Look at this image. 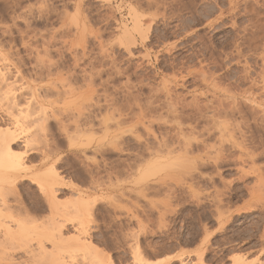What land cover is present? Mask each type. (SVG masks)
<instances>
[{"label":"rangeland","instance_id":"374dc122","mask_svg":"<svg viewBox=\"0 0 264 264\" xmlns=\"http://www.w3.org/2000/svg\"><path fill=\"white\" fill-rule=\"evenodd\" d=\"M131 9L151 26L147 39L135 35L133 55L122 45L123 35L117 29L121 23L132 27ZM0 54L19 71L22 82L46 78L49 72L41 64L48 68L54 61L52 71L63 74L67 85L82 93L70 102L72 106L59 104L67 111L63 112L65 125L53 122L48 135L35 142L30 133L22 134L15 150L26 160L29 177L11 187L5 207L31 214L35 224L31 226L39 230L56 216L50 207L65 208L71 217L65 213L63 238L70 240L87 231L119 264H135L138 245L150 263L180 259L184 264H234L237 260L264 264V0H0ZM163 82H171V99L162 91ZM212 82L221 89L217 95L227 92L235 99L234 108L215 119L200 107L214 102ZM171 103L177 112L168 108ZM78 109L83 125L79 124V133L75 132ZM142 112L152 117L144 127L136 124L138 115L144 117ZM119 114L125 117L124 123L119 128L114 124L105 137L110 141L118 132L124 141L117 148H107L104 156L95 149L85 154L81 147L87 136L82 135L85 125L94 120L90 134L101 138L106 130L98 120L113 115L121 119ZM179 122L186 138L178 134ZM154 137L174 143L178 152L185 150L183 141H191L186 146L189 153L177 152L150 167L143 158L147 160L145 148L154 146ZM36 147L40 149L29 155ZM46 147L55 153L48 165L41 157ZM52 165L64 182L55 200L40 176ZM82 205L93 207V215L80 218ZM19 230L13 228L11 240L24 238L26 232ZM31 244L37 249V241ZM45 247L49 252L60 250L55 252L57 261L98 264L95 254L88 255L71 243L58 250L52 243ZM27 255L22 250L16 257L20 262ZM53 257L46 260L55 264ZM5 263L1 258L0 264ZM35 263L45 264V260L38 258Z\"/></svg>","mask_w":264,"mask_h":264},{"label":"bare ground","instance_id":"6f19581e","mask_svg":"<svg viewBox=\"0 0 264 264\" xmlns=\"http://www.w3.org/2000/svg\"><path fill=\"white\" fill-rule=\"evenodd\" d=\"M108 1V0H107ZM249 2V1H248ZM253 2V1H252ZM165 3V2H164ZM233 3V2H232ZM163 5V4H162ZM239 5V4H238ZM236 6V5H235ZM131 7V6H130ZM154 8V7H153ZM148 10V9H147ZM225 10V9H224ZM132 17L133 18V25L132 27L129 26L128 24H122L119 25L117 27L118 31L121 33V35H123V42L122 45L125 46L126 50L128 51L129 55H133V48L135 47V44H137V40L135 35L139 34L140 36H142L145 40L146 36H148L147 31H149L151 26H148L145 22V18H142L143 15H139L136 10H132ZM228 12V11H227ZM246 12V11H245ZM156 13V12H155ZM154 13V14H155ZM168 13V12H167ZM254 13V11H253ZM166 14V13H165ZM174 14V13H173ZM129 15V14H128ZM163 15V14H162ZM230 15V14H229ZM130 16V15H129ZM144 17V16H143ZM149 17V16H148ZM147 17V18H148ZM222 17V16H221ZM227 17V16H226ZM225 17V18H226ZM237 17V16H236ZM130 18V20H131ZM151 18V17H150ZM156 18V17H155ZM164 19V18H163ZM223 19V18H221ZM152 20V19H151ZM132 21V20H131ZM148 21V20H147ZM155 21V20H154ZM181 22V21H180ZM186 23V22H184ZM213 23V22H212ZM215 23V22H214ZM151 24V23H150ZM198 25V24H197ZM236 25V24H235ZM211 27V26H210ZM182 30V29H181ZM180 30V31H181ZM200 30V29H199ZM81 32V31H80ZM252 33V32H251ZM181 34V33H180ZM157 35V34H156ZM185 35V34H184ZM197 35V34H196ZM246 35V34H245ZM162 38V37H161ZM181 38V37H180ZM147 39V38H146ZM189 39V38H188ZM238 40V39H237ZM249 40V39H248ZM143 41V40H142ZM165 41V40H164ZM145 42V41H144ZM159 42V41H158ZM172 42V41H171ZM180 43V42H179ZM234 43V42H233ZM159 45V44H158ZM175 45V44H174ZM121 46V45H120ZM165 46V45H164ZM182 46V45H181ZM246 46V45H245ZM122 47V46H121ZM237 47V46H236ZM155 48V47H154ZM175 48V46H174ZM177 48V47H176ZM258 48V47H257ZM46 49V48H45ZM158 49V48H156ZM161 49V48H160ZM183 49V48H182ZM47 50V49H46ZM159 51V50H158ZM39 52V51H38ZM45 52V51H44ZM46 53V52H45ZM50 54V53H49ZM233 54V53H232ZM253 54V53H252ZM37 55V54H36ZM200 55V54H199ZM142 56V55H141ZM157 56V55H156ZM241 56V55H240ZM169 57V56H168ZM227 57V56H226ZM253 57V56H252ZM143 58V56L141 57ZM173 58V57H172ZM240 58V57H239ZM249 58V57H248ZM263 58V57H262ZM148 59V58H147ZM198 59V58H197ZM225 59V58H224ZM38 60V59H37ZM243 60V59H242ZM39 61V60H38ZM48 61V60H47ZM185 61V60H184ZM214 61V60H213ZM227 61V60H226ZM246 61V60H245ZM264 61V60H263ZM41 62V61H40ZM39 62V63H40ZM54 62V61H53ZM52 62V63H53ZM51 63V64H52ZM204 63V62H203ZM231 63V62H230ZM248 63V62H247ZM45 64V63H44ZM44 64H41L43 66V68L47 69L49 72L48 75H46V78L43 77H37V78H30V80H28L27 82H22L23 80H20V76H19V71L15 70L14 67L11 66V64L9 63L8 59L3 55L0 54V259L2 258L3 261H6L5 264H36L35 262L37 261L38 258H40L41 260H45V264L46 261L49 262L48 259L49 257H53L52 263L53 261H55V264H74V261H65V260H56L59 259L56 255V253L59 251H55V252H49L45 245L46 243H52L55 247V250H58L61 248V245H65L68 243L73 244L75 247L79 248V250H85L84 252H89L88 255L90 254V252L94 255L95 257L98 259V264H119L115 258L110 254L107 253L104 249L100 248L97 246V244L95 243L94 239L92 238V236L84 230L82 233L78 234V236L70 239V240H66V238H63V232L66 229V222L67 220L65 219V215L66 217L67 214V209L65 211V208L63 209L62 207H50L53 211H55L56 216H54L51 219V223H49L48 225H45L46 227L43 228V230H39L36 229L37 225L35 228H33L32 226H34L35 224H32L33 221L32 220V216L31 214L25 213L24 214H17L15 212V210L12 209V207H5L6 203H7V194H9L10 192H12L11 187L13 186V188L15 187L16 182L21 179V180H25L27 179L29 176L28 172V168L27 165L25 164V159L19 155V153H17V150H15V146L17 145L18 142H20L21 138L23 137V133L28 134L30 133V136L32 138H34V142L35 139L38 141L39 139L45 137L46 135H48V131L51 129L53 122H58L61 125L64 124V113L65 112V107L63 108V110H61V108H59V104L62 105V103L64 102L65 104L63 106H68L71 105V103L75 102L76 100H74L75 98H77V96L80 97V93L79 91H77L76 89H73L72 84L69 82V84H71V86L67 85L66 79L64 77L63 74L59 73H55L52 71L51 68V64H49L50 66L47 65L45 66ZM216 64V63H215ZM140 65V64H139ZM186 65V64H185ZM196 65V64H194ZM246 65V64H245ZM258 65V64H257ZM141 66V65H140ZM139 66V67H140ZM193 66V64H192ZM264 66V65H263ZM38 67V66H36ZM41 67V66H40ZM142 67V66H141ZM185 67V66H184ZM247 67H250L249 65ZM209 68V67H208ZM242 68V67H241ZM245 68V67H244ZM264 68V67H263ZM45 69V70H46ZM175 70V69H174ZM183 70V69H182ZM186 70V69H185ZM247 70V69H246ZM252 70V69H251ZM63 71V70H62ZM196 71V70H195ZM216 71V70H215ZM254 71V70H253ZM46 72V73H47ZM172 72V71H171ZM191 72V71H190ZM260 72V71H259ZM263 72V71H262ZM261 72V73H262ZM178 73V72H177ZM228 73V72H227ZM247 73V72H246ZM245 74V73H244ZM260 74V73H259ZM26 75V74H25ZM247 75V74H245ZM258 75V74H257ZM261 75V74H260ZM37 76V75H36ZM191 76V75H190ZM196 76V75H195ZM210 76V75H209ZM67 77V76H66ZM93 77V76H92ZM203 77V76H202ZM249 77V76H248ZM251 77V75H250ZM263 77V75H262ZM261 77V78H262ZM181 78V77H180ZM198 78V77H197ZM200 78V77H199ZM245 78V77H244ZM163 79V77H162ZM201 79V78H200ZM204 79V77H203ZM211 79V78H210ZM264 79V78H263ZM164 80V79H163ZM181 80V79H180ZM184 80V79H183ZM196 80V79H195ZM202 80V79H201ZM206 80V79H205ZM213 80V79H212ZM222 80V79H221ZM169 81V80H168ZM207 81V80H206ZM255 81V80H254ZM261 81V80H260ZM263 81V80H262ZM91 82V81H90ZM158 82V81H157ZM166 82V81H164ZM164 85V88L162 91H165V96L167 98L172 97L173 93L170 89V86L168 87V85ZM208 82V81H207ZM256 82V81H255ZM92 83V82H91ZM167 83V82H166ZM218 83V82H217ZM215 82H212L210 84H213L212 90L214 91L213 93L214 95V102L211 103L209 102V104L204 103L203 101V105L204 106H200L201 108L203 107V109L207 114H211L214 119L216 117L217 114H221V112L229 109V108H234L232 105L235 106V99L233 100L232 97L230 96H226L224 95H217V91L219 92L220 87L218 86V84ZM160 84H162L160 82ZM255 84V83H254ZM90 85V84H89ZM92 86L94 84H91ZM206 85V84H205ZM258 85V84H257ZM90 86V87H92ZM158 86V85H157ZM238 86V85H236ZM235 86V87H236ZM94 87V86H93ZM96 87V86H95ZM160 87V86H159ZM172 87V86H171ZM174 87V85H173ZM199 87V86H198ZM222 87V86H221ZM228 87V86H226ZM240 87V86H239ZM259 87V86H258ZM89 88V87H88ZM237 88V87H236ZM82 89V88H81ZM225 89V88H224ZM84 90V89H83ZM153 90V89H152ZM207 90V89H206ZM205 90V91H206ZM232 90V89H231ZM94 91V90H93ZM158 91L162 92L161 89ZM157 91V92H158ZM240 91V90H239ZM85 92V91H84ZM159 92V93H160ZM162 92V94H163ZM229 92V91H228ZM234 92V90L232 91ZM231 92V93H232ZM263 92V91H262ZM91 93V91L89 92V94ZM224 93V92H223ZM222 93V94H223ZM236 93V91H235ZM239 93V92H238ZM237 93V94H238ZM93 94V93H92ZM177 94V92H176ZM211 94V93H210ZM230 94V93H229ZM244 94V93H243ZM91 95V94H90ZM156 95V94H155ZM164 95V94H163ZM180 95H182V93H180ZM189 95V94H188ZM246 95V94H245ZM157 96V95H156ZM195 96V93H194ZM235 96V95H234ZM163 97V96H162ZM201 97V96H200ZM199 97V98H200ZM213 97V96H212ZM83 98V97H82ZM152 98V97H151ZM155 98V97H154ZM165 98V97H164ZM183 98V97H182ZM193 98V97H192ZM100 99V98H99ZM157 99V98H156ZM155 99V100H156ZM166 99V98H165ZM174 98H172L173 100ZM177 99V98H176ZM175 99V100H176ZM195 99V98H194ZM232 99V100H231ZM151 100V99H150ZM159 100V99H158ZM162 100V99H161ZM167 100V99H166ZM169 100V99H168ZM171 100V101H172ZM181 100V99H180ZM193 100V99H192ZM197 100V99H196ZM241 100V99H240ZM250 102H252L255 99H247ZM67 101H69L67 103ZM152 101V100H151ZM183 101V100H182ZM189 101V100H188ZM199 101V100H198ZM232 101V102H231ZM243 101V100H242ZM71 102V103H70ZM153 102V101H152ZM168 102V101H167ZM170 102V101H169ZM192 102V101H191ZM151 103V102H150ZM174 105L176 104V106L178 105L177 102H173ZM173 103H171V105L168 107L169 109H173V111H176V107H173ZM180 103V102H179ZM190 103V102H189ZM193 103V102H192ZM196 103V102H194ZM233 103V104H232ZM248 103V102H247ZM245 103V104H247ZM253 103L255 104L256 102L253 101ZM67 104V105H66ZM90 104V103H89ZM92 104V103H91ZM94 104V103H93ZM186 104V103H185ZM184 104V105H185ZM188 104V103H187ZM199 104V103H198ZM60 105V106H61ZM73 105V104H72ZM71 105V106H72ZM112 105V104H110ZM159 105V104H158ZM169 105V103H168ZM190 105V104H189ZM194 105V104H193ZM202 105V104H201ZM248 105V104H247ZM251 105V104H250ZM79 106V105H78ZM85 106V105H84ZM89 106V105H88ZM95 106V105H94ZM99 106V105H98ZM197 106V104H196ZM199 106V105H198ZM258 106V105H257ZM77 107V106H76ZM101 107V106H100ZM151 107V106H150ZM158 107V106H157ZM244 107V106H243ZM253 107V106H252ZM256 107V106H255ZM88 108V107H86ZM93 108V107H92ZM159 108V107H158ZM157 108V109H158ZM242 108V107H241ZM251 108V107H250ZM82 109V108H81ZM80 109V110H81ZM100 109V108H99ZM102 109V108H101ZM104 109V108H103ZM108 109V108H107ZM162 109V107H161ZM178 109V108H177ZM79 110V109H78ZM79 110V112H80ZM87 110V109H86ZM91 110V108H90ZM89 110V111H90ZM117 110V109H116ZM119 110V109H118ZM121 110V109H120ZM119 110V111H120ZM152 110V109H151ZM159 110V109H158ZM257 110V109H256ZM72 111V110H71ZM74 111V110H73ZM106 111V110H105ZM172 111V110H170ZM180 111V110H179ZM183 111V110H182ZM181 111V112H182ZM185 111V110H184ZM231 111V110H230ZM258 111V110H257ZM260 111V110H259ZM64 112V113H63ZM108 112V111H107ZM115 112V111H114ZM117 112V111H116ZM165 112V110H164ZM226 112V111H225ZM235 112V111H234ZM242 112V111H241ZM92 113V112H91ZM98 113V112H97ZM146 116L145 112H142V115ZM150 113V112H149ZM175 113V112H173ZM184 113V112H183ZM187 113V112H186ZM200 113V112H198ZM261 113V112H260ZM78 114V113H77ZM80 117L78 115L79 118H76L78 125H77V130H75V132H78V129L81 130V126L82 125L80 123V119H81V114L82 112L79 113ZM88 114V113H87ZM100 114V113H99ZM136 114V113H135ZM178 114V113H177ZM201 114V113H200ZM238 114V113H237ZM91 115V114H90ZM106 115V114H105ZM112 115V114H110ZM115 115V114H114ZM108 116L107 118L105 117L102 118V120H98V124L102 127L105 128L106 130V134L103 135V137L101 138H96L98 135L95 134H90L92 130H94V120L93 122L91 121L92 124H87L84 127V132H83V136H86V141L81 143V147H83L85 154L90 151V149H95L96 153L99 155H106V153L108 152L107 148H117L119 146V141L121 142L124 141L123 137H119L118 132H116L115 135H111L109 138L110 141H107L108 138L105 137L109 136V131L111 132V127L117 126V128H119L120 125H122L121 123L123 121V119H125V117L123 116H119L121 117V119L118 117L116 118V116ZM134 115V114H133ZM143 115V116H144ZM148 115V114H147ZM155 115V114H153ZM171 115V113H170ZM180 115V114H179ZM231 115V114H230ZM253 115V113H252ZM142 117L141 114L138 115V117H141L140 119L137 117L136 119L138 120V123L136 122V124H139L141 126L144 127V125H146V120H148V118L150 117L149 115L147 117ZM167 116V115H166ZM165 116V117H166ZM172 116V115H171ZM200 116V115H199ZM198 116V117H199ZM209 116V115H208ZM224 116V115H223ZM235 116V115H234ZM262 116V115H261ZM264 116V115H263ZM262 116V117H263ZM92 117V116H91ZM129 117V116H128ZM136 117V115H135ZM157 117V116H156ZM161 117V115H160ZM180 117V116H179ZM219 117V116H218ZM226 117V116H225ZM223 117V118H225ZM228 117V116H227ZM241 117V116H240ZM259 117V116H258ZM123 118V119H122ZM130 118V117H129ZM132 118V117H131ZM147 118V119H146ZM152 119V117H150ZM176 118V117H175ZM183 118V117H182ZM188 118V117H187ZM202 118V117H201ZM217 118V117H216ZM74 119V120H76ZM79 119V120H78ZM84 119V118H83ZM82 119V120H83ZM86 119V118H85ZM88 119V118H87ZM99 119V118H97ZM150 119V120H151ZM157 119V118H156ZM161 119V118H160ZM159 119V120H160ZM168 119V118H167ZM243 119V118H242ZM158 120V121H159ZM170 120V119H169ZM182 120V119H181ZM185 120V119H184ZM190 120V119H189ZM204 120V119H203ZM217 120V119H216ZM219 120V119H218ZM226 120V119H225ZM86 121V120H84ZM133 121V120H132ZM156 120H153L152 122L155 124ZM176 121V120H175ZM180 121V120H179ZM230 121V120H229ZM74 122V123H75ZM150 121L149 124L152 123ZM160 122V121H159ZM163 122V121H162ZM168 122V121H167ZM173 122V121H172ZM209 122V121H208ZM224 122V121H223ZM235 122V121H234ZM124 123V122H123ZM133 123V122H132ZM148 123V122H147ZM195 123V122H194ZM237 123V122H236ZM59 124V125H60ZM80 124V125H79ZM148 124V126H149ZM158 124V123H157ZM160 124V123H159ZM174 124V122H173ZM191 124V123H190ZM197 124V123H196ZM228 124V123H227ZM232 124V123H231ZM58 125V124H57ZM65 125V124H64ZM67 125V124H66ZM73 125V124H71ZM153 125V124H152ZM175 125V124H174ZM173 125V127H174ZM179 125V126H178ZM178 125H176V127H178L179 130V136L180 137H184L186 138L185 135V131H184V127L182 122L178 123ZM234 125V124H232ZM63 126V125H62ZM83 126V125H82ZM114 126V127H115ZM128 126V125H127ZM126 126V127H127ZM135 126V125H133ZM137 126V125H136ZM135 126V128H137ZM163 126V124H162ZM168 126H172L169 125ZM188 126V125H187ZM187 126L185 128H187ZM211 126V125H210ZM225 126V125H224ZM230 126V124L228 125ZM236 126V125H235ZM189 127V126H188ZM209 127V125H208ZM213 127V126H211ZM231 127V126H230ZM229 127V128H230ZM239 127V126H237ZM68 128V126H67ZM132 128V127H131ZM149 128V127H148ZM147 128V129H148ZM175 128V127H174ZM195 128V127H194ZM210 128V127H209ZM215 128V127H214ZM217 128V127H216ZM228 128V129H229ZM114 129V128H113ZM127 129V128H126ZM139 129V128H138ZM145 129V128H144ZM150 129V128H149ZM190 129V128H189ZM193 129V128H192ZM234 129V128H232ZM63 130V129H62ZM133 130V129H132ZM153 130V129H152ZM219 130V129H218ZM149 131V130H148ZM173 131V130H172ZM220 131V130H219ZM227 131V130H226ZM225 131V132H226ZM120 132V130H119ZM153 132V131H152ZM210 132V131H209ZM208 132V134H209ZM212 132V131H211ZM210 132V134H211ZM229 132V131H228ZM236 132V131H235ZM69 133V132H68ZM115 133V132H114ZM148 134L150 133L147 132ZM192 133V132H190ZM215 133V131H214ZM227 133V132H226ZM89 134V135H88ZM97 134V133H96ZM152 134V133H151ZM160 134V133H159ZM162 134V133H161ZM167 134V133H166ZM228 134V133H227ZM76 135V134H75ZM123 135V134H120ZM126 135V134H125ZM144 135H147L146 133ZM154 135V134H153ZM222 135V134H221ZM224 135V134H223ZM231 135V133H230ZM80 136V135H79ZM157 136V135H156ZM163 136V135H162ZM188 136V135H187ZM194 136V135H193ZM198 136V135H197ZM220 136V135H219ZM232 136V135H231ZM238 136V135H237ZM77 137V136H76ZM75 137V138H76ZM218 137V136H217ZM221 137V136H220ZM226 137V136H225ZM235 137V136H234ZM74 138V137H73ZM107 138V140H106ZM146 138V137H145ZM148 138V137H147ZM155 138V143L154 146L151 147L152 144H148V147H144L147 151V155L148 158L146 160V158H143L145 161H147L146 163L149 164V166H154V164H159L162 163L163 160L172 158L175 154H177V152L179 150H177V145H175L174 143H170L167 139H165L164 137H162V139H159L158 137H154ZM210 138V137H209ZM224 138V137H223ZM135 139H138L140 142L144 139L141 136H137ZM151 139V138H150ZM218 139V138H217ZM226 140V138H224ZM234 139V138H233ZM244 139V138H243ZM33 140V139H32ZM197 140V139H196ZM202 140V139H200ZM222 140V138H221ZM132 141V140H131ZM154 141V140H153ZM234 141V140H233ZM27 142H29V140L27 139ZM40 142V141H39ZM127 142V141H126ZM178 142V141H177ZM184 142V147L185 150L184 152H186V154L188 155L187 151H186V146L189 147L190 142L188 141H183ZM205 142V141H204ZM227 142V140L225 141ZM229 142V141H228ZM31 143V142H30ZM42 143V142H41ZM40 143V144H41ZM146 144V142H144ZM195 143V142H192ZM233 143V142H232ZM237 143V142H236ZM240 143V142H239ZM29 144V143H28ZM35 144V143H34ZM49 145V144H48ZM47 145V146H48ZM180 145V144H179ZM182 145V144H181ZM180 145V146H181ZM235 145V144H234ZM239 145V144H238ZM35 146V145H34ZM43 146V145H42ZM46 146V145H45ZM50 146V145H49ZM80 146V145H79ZM30 147V146H29ZM45 148V147H43ZM50 148V147H49ZM183 148V147H182ZM181 148V149H182ZM240 148V147H238ZM245 148V147H244ZM40 149V148H39ZM37 147L36 148H31L28 152L29 155H32L33 153L37 152V150H39ZM51 149V148H50ZM119 149V148H118ZM193 149V148H192ZM191 149V150H192ZM111 150V149H110ZM131 150V149H130ZM181 150V152L183 151ZM188 150V149H187ZM198 150V149H197ZM244 150V149H242ZM41 151V150H40ZM115 151V150H114ZM143 151V150H142ZM193 151V150H192ZM178 152V153H181ZM183 152V153H184ZM206 152V151H204ZM247 152V150L245 151V153ZM42 155V161L44 164H49V162L54 158V154L51 150H49L47 147L45 149V151H41ZM144 153V151H143ZM202 153V152H201ZM185 154V155H186ZM195 154V153H194ZM192 154V155H194ZM209 154V153H208ZM182 155V154H181ZM93 156V155H92ZM183 156V155H182ZM242 156V155H241ZM181 157V156H180ZM218 157V156H217ZM29 158V157H28ZM137 158H142V155H140V157ZM179 158V157H178ZM199 158V157H198ZM177 159V158H176ZM180 159V158H179ZM184 159V158H182ZM201 159V158H200ZM199 159V160H200ZM175 160V159H173ZM172 160V161H173ZM181 160V159H180ZM198 160V159H197ZM143 161V160H142ZM189 161V160H188ZM193 161V160H191ZM164 162V161H163ZM42 164V163H41ZM140 164V163H139ZM148 166V168H149ZM150 166V167H151ZM163 168L165 169L166 167L163 166ZM194 168V167H193ZM138 169V168H137ZM163 169V170H164ZM198 169V168H197ZM141 170V169H140ZM162 169H160L161 171ZM162 170V171H163ZM166 170V169H165ZM164 170V171H165ZM175 170V169H173ZM147 171V169H146ZM176 171V170H175ZM166 172V171H165ZM144 173V172H143ZM42 176V182L44 183V185L47 188V191H49L51 193V196L53 197V199H57V194L62 190V187L64 186V182H63V178L61 177V174L59 173L58 169L55 167V165L46 168L44 170H42L41 175ZM262 178V177H261ZM263 180V179H261ZM264 182V180H263ZM262 184V183H261ZM18 190V189H17ZM44 190V189H43ZM42 191V190H41ZM14 192V191H13ZM16 194V193H15ZM44 194V193H43ZM85 196V195H84ZM16 198V197H15ZM54 199V200H55ZM20 200V199H19ZM51 202V201H50ZM55 201H52L51 203H53V205ZM81 203V201H80ZM87 203V202H86ZM85 201L83 202V204H86ZM89 203V202H88ZM21 204V203H20ZM59 204V203H58ZM4 206V207H2ZM19 206V205H18ZM56 206V204H55ZM62 206V205H61ZM79 208V207H78ZM93 207L90 209L89 207H80V218L82 217H87V216H92L93 215ZM67 213V214H65ZM70 216V214H68ZM58 216V217H57ZM46 217V216H45ZM71 217V216H70ZM61 218V219H60ZM79 218V217H78ZM133 219V218H132ZM69 220V219H68ZM48 221V220H47ZM71 222V221H70ZM73 222V221H72ZM84 222V221H83ZM34 223V222H33ZM45 224V223H44ZM27 225V227L25 226ZM32 225V226H31ZM82 228H83V224ZM42 226V224H41ZM17 228L20 229L21 232H26L25 236L23 239H25L26 241H23V239L21 240H11L10 239V234L13 233V228ZM44 227V226H43ZM39 228V227H38ZM80 228V227H79ZM19 230V232H20ZM17 234V233H16ZM20 238V237H19ZM22 238V237H21ZM176 238V237H175ZM168 239V238H166ZM33 241H37L38 243V247L37 249L33 248V245L31 244ZM136 241V239H135ZM158 247V246H157ZM57 248V249H56ZM63 249V248H62ZM165 249V248H164ZM25 251V253H27V260H20V258L16 257V254L18 252L21 251ZM74 250V249H73ZM135 250V249H134ZM207 250V249H206ZM54 251V248H53ZM67 250H64L63 252H65ZM69 251V250H68ZM67 251V253H68ZM70 252V251H69ZM159 252V251H158ZM54 254V255H53ZM60 254V253H59ZM62 254V253H61ZM64 254V253H63ZM201 254V253H200ZM91 255V254H90ZM57 256V257H55ZM204 256V255H203ZM219 256V255H218ZM19 257V256H18ZM70 258L72 256H69ZM56 258V259H55ZM133 258L135 261V264H184V262L182 263L180 259H168L166 260V262H151L148 260V258L146 257V254L144 252V250L138 245V248H136V250L134 251L133 254ZM203 258V257H202ZM72 259V258H71ZM49 260H51V258H49ZM201 260V259H200ZM57 261V262H56ZM74 262V263H73ZM42 263V262H41ZM40 263V264H41ZM44 264V263H43ZM50 264V262H49ZM54 264V263H53ZM234 264H248L246 263V261L244 260H237Z\"/></svg>","mask_w":264,"mask_h":264}]
</instances>
